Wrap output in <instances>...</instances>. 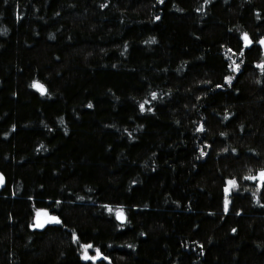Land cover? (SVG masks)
<instances>
[{"label": "trees", "instance_id": "1", "mask_svg": "<svg viewBox=\"0 0 264 264\" xmlns=\"http://www.w3.org/2000/svg\"><path fill=\"white\" fill-rule=\"evenodd\" d=\"M262 38L264 0H0V264H264Z\"/></svg>", "mask_w": 264, "mask_h": 264}, {"label": "snow or ice", "instance_id": "2", "mask_svg": "<svg viewBox=\"0 0 264 264\" xmlns=\"http://www.w3.org/2000/svg\"><path fill=\"white\" fill-rule=\"evenodd\" d=\"M5 2H7V0H5ZM206 3H209L210 0H205ZM161 3H163V0H161ZM107 5H101V7H106ZM199 10V9H198ZM157 20L160 19L159 16L156 17ZM155 39V38H153ZM243 40L245 42V47H247L248 45H250L252 43L250 37H249V34L248 33H244L243 34ZM259 43L261 45H264V38L260 39ZM240 55L242 56L243 55V52L241 51L240 52ZM235 63V62H234ZM229 67H231V65H229ZM239 67L240 65L239 64H235V68L236 70H239ZM260 67L262 69H264V63H262L260 65ZM225 79L231 83L232 81V77L231 76H228V77H225ZM33 87L37 88L38 90L41 91L42 94L44 93H47V88L42 84L40 83L39 81H34L33 82ZM217 87H222L221 85H217ZM152 97L155 98L156 97V93L153 92L152 94ZM89 107H92L91 104L88 105ZM140 108L141 110H144V104H141L140 105ZM203 128V125H201V128L198 129V130H202ZM223 135V134H222ZM226 151V149H225ZM235 151V150H233ZM247 179H250V180H257L259 179L260 183H261V186H264V169H260L259 170V173H258V176L257 175H250L247 177ZM4 182V177H3V174H0V184H2ZM228 185L230 186H235L236 185V181L235 180H228ZM229 191V188L226 187L225 188V192H228ZM82 199V198H81ZM228 198L227 196H225V201H224V204H225V211L228 210ZM109 207V211H111V206H108ZM43 216L45 217V219H40V217ZM117 218L118 219H124V214H123V211L120 210L117 212ZM49 220L53 221V222H56V223H62V221L60 220V218L58 216H50L49 213L46 211V210H40L38 213H37V222L34 223L32 225L33 228H44L45 227V224L49 222ZM237 231V229L233 228L232 229V232L235 233ZM74 236V239L78 240L79 238L75 235V233L73 234ZM83 249H84V252H83V259L84 260H97L98 258L102 257L103 254L101 253L100 249L99 248H96L95 252L96 254L95 255H92L90 256L89 255V249L93 248V245L91 243H85L82 245ZM202 247V246H201ZM104 259H108V257H103Z\"/></svg>", "mask_w": 264, "mask_h": 264}, {"label": "rangeland", "instance_id": "3", "mask_svg": "<svg viewBox=\"0 0 264 264\" xmlns=\"http://www.w3.org/2000/svg\"><path fill=\"white\" fill-rule=\"evenodd\" d=\"M38 212H39V211H38ZM38 212H36V215H35V218H34V223L37 222V213H38ZM40 219H45V217L41 216ZM34 223H33V224H34ZM95 254H96V252L89 253L90 256L95 255ZM82 257H83V253H82Z\"/></svg>", "mask_w": 264, "mask_h": 264}, {"label": "water", "instance_id": "4", "mask_svg": "<svg viewBox=\"0 0 264 264\" xmlns=\"http://www.w3.org/2000/svg\"><path fill=\"white\" fill-rule=\"evenodd\" d=\"M262 47H263V50H264V45H262ZM4 184H5V180H4V182H3L2 184H0V189L3 188ZM116 219H117V221H118L119 223H123L124 220H125V218L122 219V220H121V219H118V218H117V214H116Z\"/></svg>", "mask_w": 264, "mask_h": 264}]
</instances>
